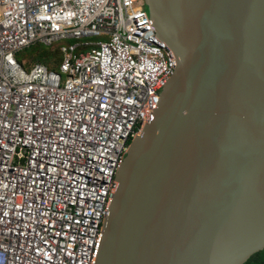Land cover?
<instances>
[{
	"label": "built area",
	"instance_id": "obj_1",
	"mask_svg": "<svg viewBox=\"0 0 264 264\" xmlns=\"http://www.w3.org/2000/svg\"><path fill=\"white\" fill-rule=\"evenodd\" d=\"M136 2L0 0V264L94 263L118 169L176 68ZM65 40L58 72L15 58Z\"/></svg>",
	"mask_w": 264,
	"mask_h": 264
},
{
	"label": "water",
	"instance_id": "obj_2",
	"mask_svg": "<svg viewBox=\"0 0 264 264\" xmlns=\"http://www.w3.org/2000/svg\"><path fill=\"white\" fill-rule=\"evenodd\" d=\"M176 58L129 145L93 264H245L264 249V0H144Z\"/></svg>",
	"mask_w": 264,
	"mask_h": 264
},
{
	"label": "rangeland",
	"instance_id": "obj_3",
	"mask_svg": "<svg viewBox=\"0 0 264 264\" xmlns=\"http://www.w3.org/2000/svg\"><path fill=\"white\" fill-rule=\"evenodd\" d=\"M136 4H144V0H137ZM84 40V39H82ZM87 40H92V38H87ZM68 42H74L73 40H65V41H60L58 42V44H65ZM40 45V44H39ZM47 50L50 49V47L48 46H44ZM57 47V46H55ZM50 52V57H43L41 60L36 61L35 57H36V53L35 52H31V50H23L20 51L18 54H16L15 58L16 60L20 63H22L24 65L25 69L30 68V65L32 64H45L48 68L50 69H55L57 72L58 70V64L59 63H53V59L55 58L56 61H60V55L58 52V49H54V50H49ZM64 76V75H63Z\"/></svg>",
	"mask_w": 264,
	"mask_h": 264
},
{
	"label": "trees",
	"instance_id": "obj_4",
	"mask_svg": "<svg viewBox=\"0 0 264 264\" xmlns=\"http://www.w3.org/2000/svg\"><path fill=\"white\" fill-rule=\"evenodd\" d=\"M27 50H31V52L36 53V61L41 60L43 57H50V51L47 50L42 44H35ZM245 264H264V249L253 255Z\"/></svg>",
	"mask_w": 264,
	"mask_h": 264
},
{
	"label": "clouds",
	"instance_id": "obj_5",
	"mask_svg": "<svg viewBox=\"0 0 264 264\" xmlns=\"http://www.w3.org/2000/svg\"><path fill=\"white\" fill-rule=\"evenodd\" d=\"M75 42V41H74ZM35 44H42V43H40V42H37V43H35ZM35 44H33V45H31V46H34ZM43 45V44H42ZM60 45H63V44H59V45H55V46H57V47H55V46H53V47H50V49L49 50H54V49H58V48H60ZM31 46H29L28 48H30ZM44 46V45H43ZM28 48H26V49H28ZM26 49H24V50H26ZM23 51V50H22ZM58 52H59V55H60V57H61V53H60V51H59V49H58ZM54 64L55 63H59V62H61V58H60V61L58 62V61H56L55 60V58L53 59V61H52ZM33 65V64H32ZM32 65H30V66H32ZM45 65V64H44Z\"/></svg>",
	"mask_w": 264,
	"mask_h": 264
},
{
	"label": "bare ground",
	"instance_id": "obj_6",
	"mask_svg": "<svg viewBox=\"0 0 264 264\" xmlns=\"http://www.w3.org/2000/svg\"><path fill=\"white\" fill-rule=\"evenodd\" d=\"M49 15V14H48Z\"/></svg>",
	"mask_w": 264,
	"mask_h": 264
}]
</instances>
